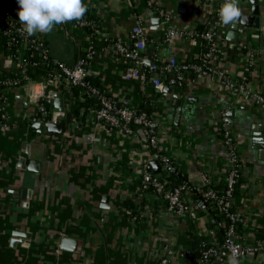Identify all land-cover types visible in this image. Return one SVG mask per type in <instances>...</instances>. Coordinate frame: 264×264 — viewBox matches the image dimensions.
<instances>
[{
    "label": "crops",
    "instance_id": "1",
    "mask_svg": "<svg viewBox=\"0 0 264 264\" xmlns=\"http://www.w3.org/2000/svg\"><path fill=\"white\" fill-rule=\"evenodd\" d=\"M152 1L154 8L168 14V21L143 0H84L86 13L98 24L94 36L71 22L35 35L51 59L69 66L84 56L92 39L96 53L87 66L117 102L127 99L149 107L158 124L157 148L146 147L141 127L133 125L132 134H125L101 126L90 110L84 120L74 116L61 88L47 89L45 96L48 101L51 93L59 92L64 111L48 102L49 109L57 123L64 121L66 112L72 122L62 134L50 135L45 128L37 134L31 127L36 116L33 102L23 86L8 87L4 111L10 121L6 128L0 127V264H152L166 247L172 251L169 264H198L195 248L202 240L219 241L220 218L192 205L185 216L171 214L156 191L141 188L142 173L165 154L176 173L196 190L205 178L217 188L224 186L230 155L222 144L220 127L230 110L232 123H226L236 136L242 161L240 183L232 197V209L241 213L238 239L253 244L264 236V160L259 159L257 147L264 135V110L243 94L226 89L214 76L189 72L176 85L171 83V73H155L159 85L142 84L129 63L114 52L112 42L103 39L130 42L131 30L141 24L147 37L141 52L145 63L153 59L154 43L163 62H193L198 57L197 39L176 36L166 43L159 39L168 26L189 31L205 28L222 0ZM8 5L18 20L16 0ZM240 7L248 11L250 5L240 0ZM156 18L161 22L156 23ZM263 36L264 31L241 33L238 26L219 24V51L213 61L226 74L264 94ZM147 48H152L150 55ZM17 67V60L0 46V78L10 77ZM174 94L180 96V108L173 104ZM148 172L163 174V169L160 165L158 172ZM195 196L196 191L187 193V201ZM63 237L72 239L68 248L61 247ZM240 260L264 264V252Z\"/></svg>",
    "mask_w": 264,
    "mask_h": 264
},
{
    "label": "built area",
    "instance_id": "2",
    "mask_svg": "<svg viewBox=\"0 0 264 264\" xmlns=\"http://www.w3.org/2000/svg\"><path fill=\"white\" fill-rule=\"evenodd\" d=\"M147 6L153 7V1L148 0ZM220 4H217L216 11L210 16L206 23L204 32L198 34L189 30H178L172 26H168L163 34V42H169L173 37H188L192 40L197 37L203 38L207 42V49L204 53L205 62H179L170 60L163 62L158 53V44H153L155 52L151 64L145 63L142 58V48L147 42L146 31L141 24H138L130 32V42H124L118 38L111 39L104 37V40L111 41L114 52L121 58L125 59L131 69L140 77L142 84L153 82L154 85H159V78H155L154 74L160 75L171 73V83L179 85L187 73L191 72L201 76H214L219 83L229 91L243 94L248 97L253 105L260 110H264V94L256 90H251L245 83L236 77H232L217 66L210 65L209 62L215 58L219 51V21L218 9ZM154 8V7H153ZM154 10L164 20L168 21V14L155 7ZM0 23L3 33L9 38L10 44L13 41L22 47L23 50L33 49L39 54L40 60L47 62L50 59L49 52L44 42L33 36L22 34L20 22L15 19L1 4H0ZM77 29L84 31L91 29L95 33L98 31V24L94 23L86 16L80 21L71 22ZM96 53L93 40L91 39L86 47L84 56H80L77 62L71 66L65 63L52 60L56 68L40 79L30 78L26 75L27 68L35 67L39 63L34 60H29L21 54L17 56V71L22 75L23 83L19 80H8V87L23 86L30 101L33 102L36 108L37 120L45 122L57 123L58 118L53 114L52 110L47 108L43 103L45 91L47 89L58 88L62 89L65 95H69L73 86L85 88L86 93L96 96L99 99V106L90 109L96 122L104 128H118L125 134H132L131 127L138 126L145 130L146 147L149 149L157 148V130L158 124L146 111H139L137 104L130 103L129 100L123 99L119 102L111 96L106 95L98 87L92 85L88 81V77L93 75L92 70L87 66L88 59ZM42 63V62H41ZM6 98L3 96L0 100V127L6 128L8 125V116L5 114L4 106ZM220 127L221 140L224 147L227 148L230 155V166L227 170L225 186L223 189H216L209 178H205L202 186L196 190L195 187L187 180L177 184H172L169 177L177 172V168L172 159L165 154L158 156L163 174H152L144 171L142 173L141 188H151L156 191L166 202L167 210L179 217L185 216L186 212L192 205L198 211L208 213L217 206L227 219L228 223L220 241H214L211 244L202 242L201 254L197 259L198 264L205 263L213 259L219 262L227 263V256L233 250L240 253V258L259 251L264 252V236L253 244H245L239 241L237 233V225L241 221V213L232 209V197L235 191V183L240 173V165L242 161L236 149V136L228 129L227 123L223 120ZM196 196L187 201V193H194ZM172 251L169 248H164V254L153 261L152 264H169V255Z\"/></svg>",
    "mask_w": 264,
    "mask_h": 264
},
{
    "label": "trees",
    "instance_id": "3",
    "mask_svg": "<svg viewBox=\"0 0 264 264\" xmlns=\"http://www.w3.org/2000/svg\"><path fill=\"white\" fill-rule=\"evenodd\" d=\"M147 1L148 0H143L145 5L147 4ZM8 3H9V0H0V4L10 13L11 10L9 9ZM85 16L88 19H90L91 21H93L94 23H96L91 18V15L89 13H86ZM1 25H2V23H0V46L3 48L4 53L11 56L14 60L17 59L18 54H21L23 57H26L32 61L36 60L39 63L35 67H31V68L26 69L25 73H26V75H28V77L40 79L41 77L46 76L50 72V70L56 68V65L53 64V62H52L53 59H51V57H50L49 61L44 62V61L40 60L41 58H40L39 54L36 53L33 49L23 50L22 47L16 43V42H19L17 39L18 37H16V41H13V43L10 44L8 36L6 34H4L3 30L1 29ZM205 26H207V24H205ZM205 29H206V27L204 28V26L197 27V28H195L194 32L200 34V33L204 32ZM98 31H99V28H98ZM83 32L85 34H90L92 36H94V34H95V32L91 29H85ZM105 37H107V36H105ZM104 41L111 42L108 40H104ZM197 41L199 42V45L197 47L198 57H196V59L193 62L204 63L206 60L204 57V53L207 49V42L201 37H197ZM159 42L160 43L163 42V35H161ZM209 64L216 66L214 64L213 60H211L209 62ZM12 79L19 80L20 84L23 83V81H24L22 78V75L18 71H15L10 77L2 76L0 78V100H1V98H3L4 92L8 88V85L5 82L8 80H12ZM88 81L92 85L98 87L101 91H103L106 95L109 96V94L104 91V89L100 85L99 81L94 77V75H90L88 77ZM71 90H72V92L67 96V98L70 100V111L74 116H81L82 120H84L86 115H87V112L92 107L96 108L99 106V99L96 96L89 95L88 93H86L85 88L80 87V86H73L71 88ZM42 103L47 108H51V105L47 101V97L42 99ZM138 110L139 111H146L149 113V107L144 102L139 103ZM9 121L10 120L8 118V123H9ZM240 170H241V165H240ZM239 177H240V173H239L238 178H237L236 183H235L234 195H235V193L237 191V187L239 186V183H240ZM169 179H170V182L172 184H177V183H180V182L186 180L184 177L179 176V174H177V173L171 175L169 177ZM223 185L225 186V184H223ZM224 186L217 188V186L214 185V187L218 190L223 189ZM212 214H213V216L220 218V224L217 228V236L219 237V241H220L223 239V235H224L228 221L224 217L223 213L220 211V209L217 206H215L212 209ZM216 221L219 223L218 219H216ZM204 241L207 244H211V242H208L206 240L199 241L198 247H196L195 251H194V255L197 256V259L201 254L202 242H204ZM202 264H215V263L213 262V259H210V260H208Z\"/></svg>",
    "mask_w": 264,
    "mask_h": 264
},
{
    "label": "clouds",
    "instance_id": "4",
    "mask_svg": "<svg viewBox=\"0 0 264 264\" xmlns=\"http://www.w3.org/2000/svg\"><path fill=\"white\" fill-rule=\"evenodd\" d=\"M17 12L22 34L33 36L48 34L61 24L80 21L88 8L84 0H16ZM219 24L224 27L244 25L247 17L243 15L240 0H222L217 12ZM227 264H241L240 253L233 250L227 256Z\"/></svg>",
    "mask_w": 264,
    "mask_h": 264
},
{
    "label": "water",
    "instance_id": "5",
    "mask_svg": "<svg viewBox=\"0 0 264 264\" xmlns=\"http://www.w3.org/2000/svg\"><path fill=\"white\" fill-rule=\"evenodd\" d=\"M250 5L248 11H242L243 15L247 17V22L244 25H237L242 33H250L254 31H264V0H247ZM156 23H160L161 19L156 18L154 19ZM160 26V25H159ZM264 39V36H263ZM152 53V48H147V55ZM150 64L152 61L147 60ZM170 92V90H169ZM48 97V102L53 104L56 108H58L61 112L64 111L63 100L60 97L59 92H53ZM174 101L173 104L175 106H179L181 104L180 96L178 94L173 95ZM180 108V106H179ZM233 112L230 110L226 114V122L232 123L230 119ZM33 123L31 125L32 128L36 129L37 134H42L43 129H46V132L50 135L62 134L66 128L65 126L72 122V115L70 112L65 113V119L63 122L52 123V122H45L38 121L36 116L32 117ZM259 149V159L264 160V135L261 140V143L257 145ZM152 170L153 172H158L160 170V164L157 160L151 161L149 167H147V171ZM72 242V239L68 237H63L61 239V247L63 248L66 246L68 248L69 243ZM74 248H76V243L74 244Z\"/></svg>",
    "mask_w": 264,
    "mask_h": 264
}]
</instances>
